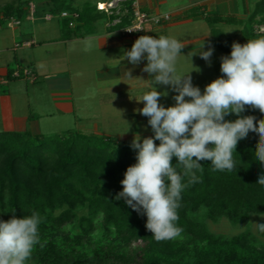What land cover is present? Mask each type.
I'll return each mask as SVG.
<instances>
[{"label": "trees", "instance_id": "16d2710c", "mask_svg": "<svg viewBox=\"0 0 264 264\" xmlns=\"http://www.w3.org/2000/svg\"><path fill=\"white\" fill-rule=\"evenodd\" d=\"M122 4L127 14L115 16L113 9L110 15L113 21L119 20L115 31L135 21V0ZM63 6L53 12L77 13L79 27L107 16L97 4L79 8L72 1ZM260 17H264V0L256 3L249 25L243 29V39L237 43L264 36L252 28ZM194 18L207 22L213 45L230 55L234 41L217 28L225 22L224 17L217 10L193 7L178 20ZM63 22L70 27L69 20ZM14 72L9 71V81L24 77L21 72L16 78ZM241 115L264 119L258 109L247 106ZM236 118L235 114L225 117L228 121ZM258 139L257 134L249 132L238 142L234 153L237 167L232 172L213 171L211 161H200L203 168L197 172L199 182L188 185L181 194L177 224L182 232L173 240L155 241L146 229V215L138 214L123 199H116L127 167L136 163L138 150L130 146L132 142L116 146L107 137L73 131L56 137L31 131L0 132V207L18 217L39 214L40 243L31 257L36 264H184L191 260L197 264H264V245L255 244L246 234L232 238L212 234L204 221L194 218L202 209L211 221L225 218L237 223L252 214L264 215V186L257 184L264 166L254 154ZM177 171L182 169L178 167ZM63 206L69 209L52 215ZM85 206L89 217L83 219V234L72 236L67 228L75 222L74 210ZM97 219L104 230L99 239H95Z\"/></svg>", "mask_w": 264, "mask_h": 264}, {"label": "rangeland", "instance_id": "374dc122", "mask_svg": "<svg viewBox=\"0 0 264 264\" xmlns=\"http://www.w3.org/2000/svg\"><path fill=\"white\" fill-rule=\"evenodd\" d=\"M72 1L79 8L98 2H114L115 16L127 14L122 4L127 0H0V132L31 131L34 134L56 137L73 131L86 136L110 138L116 146L132 142L136 134L142 139L152 136L148 118L136 111L144 106L143 102H137L136 99L152 88V77L142 71L146 60L128 69L133 77L129 78L127 67L119 69V65H114L109 60L122 57L131 48L100 50L97 43L90 39L70 44L68 47L64 44H45L59 38L62 29L72 33L92 32L102 28L113 30L119 22L113 21V16L107 14L84 27H79V22L76 21L79 28L75 29L76 25L74 28H67L61 13H54L53 9L64 7V3ZM259 1L135 0V5L146 8L154 17H169L168 21L163 18L167 21L164 24L148 26L144 32L146 34L167 24H176V10L181 9L183 14L196 7L200 11L217 10L225 19L217 28L237 42L243 39V29L249 25V18ZM252 28L257 33L264 34V17L258 18ZM161 35L176 38L185 45L182 54L177 58V70L181 74L191 71L193 85L198 86L202 92L208 83L221 76V57L225 55L213 45L211 28L204 19L162 28L153 36L158 38ZM203 44V51H207L209 46L213 48L210 65L198 53ZM14 67L19 73L24 70H35V73L6 84L1 83L3 79H8V73ZM64 74L70 77L73 88H69V85L66 88L62 82L64 76H67ZM155 87L160 92L168 93L166 97L160 98L159 102L163 106L174 105L173 96L177 93L169 86ZM56 101L67 102L70 107L73 103L74 113L67 117L56 115L52 118L50 114L56 110ZM13 118L19 120L16 126ZM25 118H36L38 121L28 123ZM68 209V206H63L55 209L52 215L59 216ZM74 213L75 222L67 228V232L72 236H79L83 234L82 223L85 217H89V209L87 206L80 207ZM205 213L206 209H202L194 218L204 221L212 234L226 238L246 234L255 244L264 245V235L258 233L250 223H264V215L252 214L233 223L225 218L211 221L205 217ZM13 215L18 217L13 211L0 207V220L7 221ZM95 224V239H99L104 233L102 222L97 219ZM29 264L36 263L31 259ZM184 264L197 263L191 260Z\"/></svg>", "mask_w": 264, "mask_h": 264}, {"label": "clouds", "instance_id": "9594fccd", "mask_svg": "<svg viewBox=\"0 0 264 264\" xmlns=\"http://www.w3.org/2000/svg\"><path fill=\"white\" fill-rule=\"evenodd\" d=\"M184 47L173 37L141 35L122 56L133 66L147 61L142 71L152 77V88L136 99L144 105L136 111L148 118L153 135L134 136L130 146L138 150L136 163L127 167L116 199L146 215V229L157 242L181 235L177 224L181 194L188 185L199 182L200 161H211L213 171L232 172L237 167L234 153L238 142L252 132L259 137L255 159L264 166V119L241 115L246 106L264 114V36L245 44L233 42L230 55L221 57V76L203 92L193 85L191 71L181 74L177 70ZM203 47L198 53L210 65L213 48L203 51ZM127 75L133 78L131 70ZM155 85L169 86L177 93L174 105L165 107L159 102L168 93ZM231 114L237 118L226 120ZM257 184L264 186V175ZM40 223L36 212L0 220V264H29L40 243ZM250 223L264 234V223Z\"/></svg>", "mask_w": 264, "mask_h": 264}, {"label": "crops", "instance_id": "0c3cea01", "mask_svg": "<svg viewBox=\"0 0 264 264\" xmlns=\"http://www.w3.org/2000/svg\"><path fill=\"white\" fill-rule=\"evenodd\" d=\"M176 13H177V17H176V19H177L176 21L177 22L174 25H180V24H183V23L193 22L195 20L202 19V18H194V19H188V20H178L183 14H181V9L178 10V11L176 10L175 14ZM174 25L167 24L166 26H164L162 28H167V27L174 26ZM162 28H157V30H162ZM155 32L152 30V31H149L147 34L146 33H142V34L137 35V36L128 37V36H124L122 34V31H120V30L119 31H115V30H112V29H108L107 30V29H103L102 28L101 30H94L92 32L83 31L82 33H80V32L72 33V32H67L66 30L62 29V34H61V36L59 38H55L54 40H51L50 43H45V42L44 43L45 44H49V45L50 44L51 45L64 44L66 47H68V45H70V44L80 43V42H83V41H85L87 39H90V40H94L97 43L98 49H100V50H106V49H109V48H112V49L113 48H116V49L125 48V47L126 48H131L133 43L139 38V36H141V35H152L153 36L155 34ZM15 57H16L15 59L17 60L18 59L17 56H15ZM112 61H113L114 65H119V67H118L119 69L121 67H124V68L127 67L126 69L128 70L132 66V64L129 63L128 60L122 59V57H117L115 59L109 60V62H112ZM15 67L18 68V66H15ZM15 67H14L13 70L17 71L15 69ZM21 70H22V68H21ZM127 70H126V72H127ZM30 71H32V75H34L35 70L34 71L30 70ZM64 75H67V74H64ZM64 77L65 78L62 80V82L65 83L66 88H68L69 86H70L69 88H73V86H71L72 83H71L70 77L68 75L64 76ZM51 80L52 79H50V81ZM53 80H54V77H53ZM54 81H57V79L54 80ZM7 82H9L8 79H3L1 83L6 84ZM34 84H36V83H34ZM52 87H54V85ZM58 102L56 101L54 103V107H55L56 110H54L55 112H52L50 114V116L52 118L56 117V115L59 116V117H61V116L62 117H67L68 115L74 113L75 107H74L73 103L71 104V107H70V104H68L67 102H64V101H58ZM25 119H26V121H28V123L29 122L31 123V122H34V121H38V120H35L36 118H32L33 121L31 119H29V118H25ZM37 119H39V118H37ZM18 122H19L18 119L13 118V123H14L15 126L17 124H19ZM9 131H13V130H9Z\"/></svg>", "mask_w": 264, "mask_h": 264}, {"label": "built area", "instance_id": "2783aa9c", "mask_svg": "<svg viewBox=\"0 0 264 264\" xmlns=\"http://www.w3.org/2000/svg\"><path fill=\"white\" fill-rule=\"evenodd\" d=\"M97 9L111 15L113 13L112 10L114 9V2H99L97 3ZM152 14L153 13L151 12H144L142 8L134 5L135 21L131 26L126 27L122 30L123 34L126 36H133L136 34L138 35L144 33L148 26L153 24L158 25L163 20V18L167 21L169 20V17H154ZM78 17L79 15L77 13H71L67 11L61 13V18L63 20H69L70 27H75ZM50 18H52V16H50ZM23 75L25 77L33 76L32 73L28 70H24ZM13 76L18 78L21 76V73L15 71Z\"/></svg>", "mask_w": 264, "mask_h": 264}]
</instances>
